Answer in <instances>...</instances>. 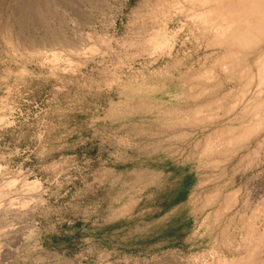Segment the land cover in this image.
Masks as SVG:
<instances>
[{
    "label": "rangeland",
    "instance_id": "obj_1",
    "mask_svg": "<svg viewBox=\"0 0 264 264\" xmlns=\"http://www.w3.org/2000/svg\"><path fill=\"white\" fill-rule=\"evenodd\" d=\"M138 2L0 0V264L230 259L257 205L264 255V129L202 153L233 116L192 124L203 99L129 42Z\"/></svg>",
    "mask_w": 264,
    "mask_h": 264
},
{
    "label": "bare ground",
    "instance_id": "obj_2",
    "mask_svg": "<svg viewBox=\"0 0 264 264\" xmlns=\"http://www.w3.org/2000/svg\"><path fill=\"white\" fill-rule=\"evenodd\" d=\"M132 13V46L165 56L162 77L178 79L189 87V96L203 99L184 110L196 120L192 124L218 116L221 109L232 114L230 122L218 124L205 138L202 153L225 158L259 136L264 129V0H140ZM256 207L245 219L242 215L245 238L239 256L225 259L218 250L219 257L211 253L213 258L202 264H264V255L257 259L262 235L256 230L261 205Z\"/></svg>",
    "mask_w": 264,
    "mask_h": 264
}]
</instances>
